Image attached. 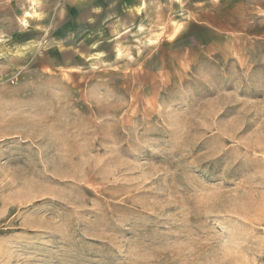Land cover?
Returning a JSON list of instances; mask_svg holds the SVG:
<instances>
[{
  "label": "rangeland",
  "instance_id": "obj_1",
  "mask_svg": "<svg viewBox=\"0 0 264 264\" xmlns=\"http://www.w3.org/2000/svg\"><path fill=\"white\" fill-rule=\"evenodd\" d=\"M0 264H264V0H0Z\"/></svg>",
  "mask_w": 264,
  "mask_h": 264
}]
</instances>
